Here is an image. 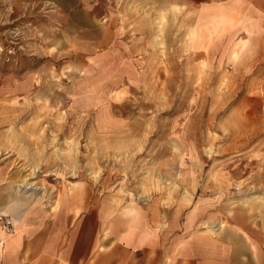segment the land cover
Returning a JSON list of instances; mask_svg holds the SVG:
<instances>
[{
	"label": "rangeland",
	"instance_id": "374dc122",
	"mask_svg": "<svg viewBox=\"0 0 264 264\" xmlns=\"http://www.w3.org/2000/svg\"><path fill=\"white\" fill-rule=\"evenodd\" d=\"M197 6L0 0V154L161 207L210 213L263 188L264 56L200 54Z\"/></svg>",
	"mask_w": 264,
	"mask_h": 264
},
{
	"label": "crops",
	"instance_id": "0c3cea01",
	"mask_svg": "<svg viewBox=\"0 0 264 264\" xmlns=\"http://www.w3.org/2000/svg\"><path fill=\"white\" fill-rule=\"evenodd\" d=\"M191 1L200 54L239 46L238 55L264 56V0ZM12 152L0 154V212L13 224L0 229V264H264V187L210 213L204 202L192 210L185 197L161 207L97 193L90 177L58 167L26 184Z\"/></svg>",
	"mask_w": 264,
	"mask_h": 264
},
{
	"label": "bare ground",
	"instance_id": "6f19581e",
	"mask_svg": "<svg viewBox=\"0 0 264 264\" xmlns=\"http://www.w3.org/2000/svg\"><path fill=\"white\" fill-rule=\"evenodd\" d=\"M103 25H104V24H103ZM76 115H77V114H76ZM58 117H59V116H58ZM5 118H7V117H5ZM10 120H11V119H10ZM32 125H33V124H32ZM66 125H67V124H66ZM33 126H34V125H33ZM61 127H62V126H61ZM22 128L24 129V127H22ZM29 128H30V127H29ZM20 130H21V129H20ZM21 131H22V130H21ZM23 131H24V130H23ZM26 131H27V130H26ZM7 132H8V131H7ZM28 132H30V131H28ZM55 132H56V131H55ZM63 132H64V131H63ZM20 133H21V132H20ZM58 133H59V132H58ZM26 134H28V133H26ZM55 134H57V132H56ZM32 135H33V134H32ZM91 135H92V134H91ZM20 136H23V135L20 134ZM24 136H25V135H24ZM36 136H37V135H36ZM36 136H35V139H36ZM52 136H53V135H52ZM55 136H56V135H55ZM14 138H15V135H14ZM27 138H28V136H27ZM47 138H48V137H47ZM90 138H91V137H90ZM15 139H16V138H15ZM15 139L13 140V142L15 141ZM20 139H21V138H20ZM20 139H19V140H20ZM24 139H25V138H24ZM56 139H57V138H56ZM56 139H55V140H56ZM71 139H72V138H71ZM134 139H135V138H134ZM10 140H12V139H10ZM10 140H9V141H10ZM17 140H18V138H17ZM27 140L29 141V139H27ZM27 140H26V141H27ZM30 140H31V138H30ZM36 140H37V139H36ZM48 140L50 141V139H48ZM67 140H68V139H67ZM72 140H74V139H72ZM22 141H23V140H22ZM31 141H33V140H31ZM29 142H30V141H29ZM38 142H39V140H38ZM50 142H51V141H50ZM66 142H68V141H66ZM88 142H89V141H88ZM95 142H96V141H95ZM14 143H15V142H14ZM14 143H13V145H14ZM25 143H27V142H25ZM25 143H24V145H25ZM39 143H40V142H39ZM62 143H63V142H62ZM70 143H71V141H70ZM70 143H69V144H70ZM73 143H74V142H73ZM9 144H10V143H9ZM16 144H17V143H16ZM19 144H20V143H19ZM27 144H28V143H27ZM31 144H32V142H31ZM66 144H67V143H66ZM74 144H75V143H74ZM95 144H96V143H95ZM110 144H111V143H110ZM110 144L108 143V145H110ZM11 145H12V143H11ZM34 145H35V144H34ZM34 145H33V146H34ZM43 145H44V144H43ZM62 145H63V144H62ZM111 145H112V144H111ZM111 145H110V146H111ZM20 146H21V145H20ZM27 146H28V145H27ZM69 146H70V145H69ZM69 146H68V148H69ZM72 146H73V145H72ZM75 146H76V145H75ZM93 146H94V145H93ZM28 147H29V146H28ZM31 147H32V146H31ZM38 147H40V146H38ZM60 147H61V145H60ZM111 147H112V146H111ZM123 147H125V146L123 145ZM126 147H127V146H126ZM58 148H59V147H58ZM68 148H67V149H68ZM71 148H72V147H71ZM71 148H70V149H71ZM94 148H95V147H94ZM112 148H113V147H112ZM120 148H121V147H119V149H120ZM121 149H122V148H121ZM57 150H58V149H57ZM64 151H67V150L64 149ZM61 152H62V151H61ZM76 152H77V150H76ZM63 153H64V152H63ZM67 153H68V154H69V153L71 154V153H74V152H71V151L69 150V151H67ZM77 153H78V152H77ZM77 153H76V154H77ZM103 153H104V152H103ZM74 154H75V153H74ZM104 154H105V153H104ZM92 155H93V154H92ZM97 155H98V153L96 154V156H97ZM65 156H66V155H65ZM63 157H64V156H63ZM68 157H69V156H66V158H68ZM69 158H70V157H69ZM69 158H68V159H69ZM72 158H73V157H72ZM72 158H70V159L72 160ZM75 158H76V155H75ZM70 159H69V161L71 162ZM64 160H65V158H64ZM93 160H94V159H93ZM62 161H63V158H62ZM65 161H66V160H65ZM70 162H69V163H70ZM73 162H74V161H73ZM64 163H65V162H64ZM67 163H68V162H67ZM67 163H66V164H67ZM69 163H68V164H69ZM73 164H74V163H73ZM69 165H70V164H69ZM71 165H72V164H71ZM74 165H75V164H74ZM93 166H94V165H93ZM64 167H65V166H64ZM68 167H69V166H68ZM68 167H67V168H68ZM74 167H75V166H74ZM76 167H78V166L76 165ZM90 167H91V166H90ZM96 167H97V166H96ZM71 170H72V169H71ZM130 171H131V170H130ZM32 172H35V168H32ZM71 173H72V172H71ZM162 175H163V174H162ZM152 177H153V176H152ZM161 180H162V179H161ZM24 181H26V184H32V183H33V182H31L30 180H28V176H27V177H24L23 182H24ZM152 181H153V180H152ZM90 183H91V182H90ZM155 185H156V184H155ZM176 185H177V184H176ZM91 187H92V186H91ZM92 189H93V188H92ZM97 192H98V191H97ZM169 206H170V205H169ZM94 207H95V206H94ZM182 208H183V207H182Z\"/></svg>",
	"mask_w": 264,
	"mask_h": 264
},
{
	"label": "built area",
	"instance_id": "2783aa9c",
	"mask_svg": "<svg viewBox=\"0 0 264 264\" xmlns=\"http://www.w3.org/2000/svg\"><path fill=\"white\" fill-rule=\"evenodd\" d=\"M12 228L13 224L11 219L7 215L0 212V229L10 232Z\"/></svg>",
	"mask_w": 264,
	"mask_h": 264
}]
</instances>
